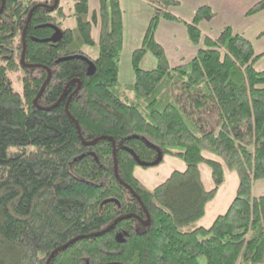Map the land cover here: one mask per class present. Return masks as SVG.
Returning a JSON list of instances; mask_svg holds the SVG:
<instances>
[{
	"label": "trees",
	"instance_id": "obj_1",
	"mask_svg": "<svg viewBox=\"0 0 264 264\" xmlns=\"http://www.w3.org/2000/svg\"><path fill=\"white\" fill-rule=\"evenodd\" d=\"M154 2L132 52L133 96L123 98L119 0L92 11L73 0L72 14L59 1L52 9L54 0H0V264H264V195L252 192L264 180V69L254 67L262 54L228 26L171 67L153 34L160 18L178 19V2ZM263 9L258 0L247 14ZM71 16L75 28L62 27ZM213 16L207 5L196 10L186 24L193 44ZM55 28L60 39L44 41ZM95 43L97 58L80 50ZM148 52L157 66L144 70ZM129 151L144 162L160 152L185 169L147 189ZM226 170L237 175L235 196L209 227L197 226Z\"/></svg>",
	"mask_w": 264,
	"mask_h": 264
},
{
	"label": "rangeland",
	"instance_id": "obj_2",
	"mask_svg": "<svg viewBox=\"0 0 264 264\" xmlns=\"http://www.w3.org/2000/svg\"><path fill=\"white\" fill-rule=\"evenodd\" d=\"M63 6L66 14L73 13V0H58ZM155 0H119L122 19H123V49L120 57L118 90L123 97L127 95L132 97L133 93L129 87L134 82V73L131 66L132 52L139 48L142 43L144 33L147 29L150 18L153 15ZM177 6L170 8L171 14L176 16L177 20H166L160 18L154 30L153 37L156 42L163 46L171 67L179 64L182 57L186 60L192 58L198 48L203 46V40L206 36L216 38L222 29L231 27L234 33H239L251 41L256 54L262 56L256 61L254 67L260 71L264 69V9L253 14H247V11L256 3L257 0H176ZM203 5H207L214 13L211 21H202L198 28L201 38L199 44H193L187 33V23H191L196 10ZM98 0H89L91 10L96 9ZM61 26L64 28H75L74 18L68 17L61 20ZM98 27L93 29V39L98 38ZM80 50L86 53L90 58H97L98 45L82 44ZM141 69L150 70L157 66L155 57L148 52L142 58L139 64ZM17 74L10 75L13 89L21 92V84L17 81ZM124 98V97H123ZM12 148L11 150H14ZM176 150V149H175ZM178 150V149H177ZM159 165L143 167L136 165L134 175L147 189L162 183L171 172L185 169V163L178 158L165 156ZM201 177L205 189L212 188L209 168L202 164L200 166ZM237 186V175L234 171H225L224 183L217 191L215 198L209 202L206 208L205 216L196 224L197 226L209 227L212 221L219 214H223L235 196ZM253 195H264V180L256 181L252 188ZM201 264L205 260L200 258Z\"/></svg>",
	"mask_w": 264,
	"mask_h": 264
},
{
	"label": "water",
	"instance_id": "obj_3",
	"mask_svg": "<svg viewBox=\"0 0 264 264\" xmlns=\"http://www.w3.org/2000/svg\"><path fill=\"white\" fill-rule=\"evenodd\" d=\"M57 4H58V0H54V4L51 6V8L52 9L55 8L57 6ZM28 20H29V17H28ZM60 37H61L60 30L58 28H55L54 33L51 35V37H49L48 39H46L44 41L56 42V41H58L60 39ZM24 49H25V46L23 47V53H22V57H21V62L22 63H23V60H24ZM64 59L65 58L60 59V60H64ZM28 66H30V65H28ZM93 72H94V64H93V62L89 61V67L87 69V74L88 75H91ZM48 79H49V76H48L47 80ZM147 144L149 146H151L148 142H147ZM129 152L133 155V157H134L135 161L137 162V164L140 165V166H143V167H151V166L159 165V163L161 162V160L163 158L162 153L159 152L158 155H157V157H156V159L154 161L144 162V161L139 160V158L132 151H129ZM115 176L118 177L117 171H116V164H115ZM108 201H115V200L114 199H108V200H105L103 203L108 202ZM117 204H119V203L117 202ZM143 224L144 225H149V220L147 219V221L143 222ZM111 226L112 225H110L108 228H106L103 232H105L108 229H110ZM117 239H118V241H122V237L120 235L117 237ZM69 243H67L66 245H64V247H66ZM50 258L48 259L47 264H48Z\"/></svg>",
	"mask_w": 264,
	"mask_h": 264
},
{
	"label": "crops",
	"instance_id": "obj_4",
	"mask_svg": "<svg viewBox=\"0 0 264 264\" xmlns=\"http://www.w3.org/2000/svg\"><path fill=\"white\" fill-rule=\"evenodd\" d=\"M257 1H258V0H257ZM257 1H256V2H257ZM93 10H94V9H93ZM90 11H92V10L90 9ZM170 11H171V10H170ZM171 13H172V12H171ZM207 22H208V21H207ZM200 24H201V23H200ZM200 24H199V25H200ZM199 29H200V30H203V27H201V28H199ZM236 33H237V32H236ZM206 37H209V36H206ZM211 39H212V38H211ZM213 39H215V38H213ZM194 56H195V55H194ZM194 56H193V57H194ZM193 57H192V58H193ZM190 59H191V58H190ZM190 59H189V60H190ZM182 61H188V60H186L184 57H182V59H181V61H180L179 63H181Z\"/></svg>",
	"mask_w": 264,
	"mask_h": 264
}]
</instances>
